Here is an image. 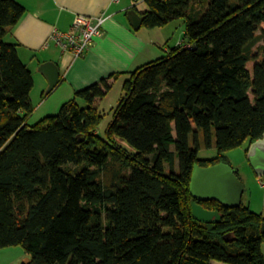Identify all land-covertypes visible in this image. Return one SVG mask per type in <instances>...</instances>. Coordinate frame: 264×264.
Returning a JSON list of instances; mask_svg holds the SVG:
<instances>
[{
    "label": "trees",
    "instance_id": "1",
    "mask_svg": "<svg viewBox=\"0 0 264 264\" xmlns=\"http://www.w3.org/2000/svg\"><path fill=\"white\" fill-rule=\"evenodd\" d=\"M143 1L141 27L183 20V41L111 76L124 96L101 137L103 80L27 125L34 82L5 42L25 9L0 0V249L20 246L27 264H264L261 215L207 201L222 218L204 224L188 193L195 165L229 164L264 133V0ZM200 133L215 158H198Z\"/></svg>",
    "mask_w": 264,
    "mask_h": 264
},
{
    "label": "crops",
    "instance_id": "2",
    "mask_svg": "<svg viewBox=\"0 0 264 264\" xmlns=\"http://www.w3.org/2000/svg\"><path fill=\"white\" fill-rule=\"evenodd\" d=\"M13 1L22 5L25 12L19 23L9 30L5 36V42L15 45L18 57L27 68L28 65H34L39 74L38 82L42 89H47L48 83L39 72V67L51 62L59 71L60 82L47 95L43 92L40 103L34 106V111L44 105L50 95L60 90L62 91L61 97L69 101L75 92L91 84L100 83L102 80L109 88H112V85L118 81L121 85L122 79L115 80L111 76L131 72L153 61L151 59L155 57L152 46L155 45L154 42L157 39L152 40L149 34L142 31L141 26L136 30L133 29L127 18L129 11L133 10L139 15L145 11V9L139 10L136 5L144 2L143 0ZM101 13L106 16L102 32L92 41L87 52L80 58L75 59L68 53H62L53 44L44 47L52 30L66 31L69 29L74 15L97 17ZM262 251L264 253V244ZM211 264L226 263L212 261Z\"/></svg>",
    "mask_w": 264,
    "mask_h": 264
},
{
    "label": "rangeland",
    "instance_id": "3",
    "mask_svg": "<svg viewBox=\"0 0 264 264\" xmlns=\"http://www.w3.org/2000/svg\"><path fill=\"white\" fill-rule=\"evenodd\" d=\"M141 1V0H138ZM139 10L147 9V6L144 2H140L136 4ZM264 30V25H262L257 33H261ZM145 34H149L152 40H156L155 45L152 46V51H154L153 59L162 57L165 55V49H171L173 46H176L177 43H181L183 41V32H184V22L183 20H175L170 22L164 27L154 28V29H145L143 28ZM262 44L260 41L253 48V51L257 56L258 61L261 59L258 52V46ZM32 74V79L35 82V85L30 92V100L33 106H36L40 103L41 96L43 92H46V89H42L41 85L38 82L39 74L37 73V69L34 65H28ZM254 66L253 62H249L247 64V69L251 73L252 68ZM111 88V87H110ZM44 90V91H43ZM62 91L57 92L56 94H52L49 96L47 102L39 106L37 110L33 112V114L28 118L27 125L29 127L37 124L41 120L45 119L49 116H54L58 113L62 104L68 101V99H64L61 97ZM124 92L121 89L120 82H115L112 85V88L109 90V93L102 100H97L96 105L100 112H102L103 118L101 123L99 124L96 132L101 136H105V130L108 124L111 122V110H114L118 105L119 101L123 98ZM249 97L251 99V94L249 93ZM80 106H84L81 102H78ZM116 142L118 145L123 147L128 153L134 154L135 150L124 140L120 138H116ZM199 142L201 143V148L198 152V158L201 160H209L213 159L217 156V151L215 148V138H212V147L206 148L204 145V139L202 134L199 135ZM190 147H193V139L190 138ZM246 148V144L241 147L232 149L224 153V156L227 158L229 164L236 169L238 172V177L243 182L245 187V194H243L244 205H247L250 210L256 214L261 215L264 218V176L257 178L251 171L250 167L247 164L246 157L244 154V150ZM177 169V164H176ZM31 258L28 254H25L20 246H10L6 248L0 249V264H27L30 262Z\"/></svg>",
    "mask_w": 264,
    "mask_h": 264
},
{
    "label": "water",
    "instance_id": "4",
    "mask_svg": "<svg viewBox=\"0 0 264 264\" xmlns=\"http://www.w3.org/2000/svg\"><path fill=\"white\" fill-rule=\"evenodd\" d=\"M127 18L133 29L142 24V16L135 11H129ZM39 72L47 80L45 94L50 93L60 82L59 71L51 62L42 64ZM246 161L253 174L260 178L264 176V133L261 138L251 143L246 153ZM236 169L227 163H218L209 167L195 165L192 169L188 193L190 195V216L204 224H216L221 220L217 211L204 209L200 203L215 201L225 208H237L242 204L245 187L236 174ZM264 232V225H261Z\"/></svg>",
    "mask_w": 264,
    "mask_h": 264
},
{
    "label": "built area",
    "instance_id": "5",
    "mask_svg": "<svg viewBox=\"0 0 264 264\" xmlns=\"http://www.w3.org/2000/svg\"><path fill=\"white\" fill-rule=\"evenodd\" d=\"M105 20L106 16L104 13L97 17L76 14L68 30H52L44 43V47L46 48L49 44H53L62 53H68L75 59L80 58L87 52L92 41L101 34Z\"/></svg>",
    "mask_w": 264,
    "mask_h": 264
}]
</instances>
